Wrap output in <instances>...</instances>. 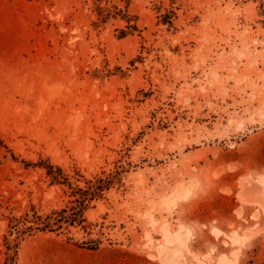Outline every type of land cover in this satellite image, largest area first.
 I'll return each instance as SVG.
<instances>
[{"label":"rangeland","instance_id":"374dc122","mask_svg":"<svg viewBox=\"0 0 264 264\" xmlns=\"http://www.w3.org/2000/svg\"><path fill=\"white\" fill-rule=\"evenodd\" d=\"M261 177L264 0H0V264H264Z\"/></svg>","mask_w":264,"mask_h":264},{"label":"trees","instance_id":"16d2710c","mask_svg":"<svg viewBox=\"0 0 264 264\" xmlns=\"http://www.w3.org/2000/svg\"><path fill=\"white\" fill-rule=\"evenodd\" d=\"M124 16L127 17V19L129 20V25H128L129 27L138 29V25L131 23V18L128 15H124ZM170 18L171 17L166 14L164 19L165 22L172 24L173 21ZM121 31L122 34H125L126 32L125 29L123 28H121ZM37 164L46 167L47 174L51 177L52 182H60V183L67 182L72 187L70 180L68 179V177H66L65 173L63 172V168L61 166L55 165L51 162L46 163V161L44 162L42 161L41 163H37ZM104 186L105 185H98L97 192L103 191ZM95 192L91 193V195L94 196ZM78 193H80V195L76 197L75 200L78 202V204L72 207L71 215H68L67 208H63L61 211L57 212L56 216L53 217V215H49L44 221L38 222L43 224L42 229H47V228L52 229L53 228L52 225L59 224L60 222H64V221L66 222L70 221L71 223L84 222L86 220V218L84 217V211L86 209V205L88 204V200H90L92 197H90L89 195L90 193L88 189H82L81 187H79V191H78L76 190V188H74L73 194L76 196ZM37 218H39V220L42 219L41 215H37ZM52 218L54 219V221H52Z\"/></svg>","mask_w":264,"mask_h":264},{"label":"bare ground","instance_id":"6f19581e","mask_svg":"<svg viewBox=\"0 0 264 264\" xmlns=\"http://www.w3.org/2000/svg\"><path fill=\"white\" fill-rule=\"evenodd\" d=\"M218 171V170H217ZM216 171V172H217ZM217 174H218V172H217ZM262 178V177H261ZM259 179V178H258ZM262 179H264V177L262 178ZM263 191V190H262ZM259 192V194H260V191H258ZM262 193V192H261ZM263 194V193H262ZM262 197V196H261ZM261 199H263V197L261 198ZM261 202H262V200H261ZM264 205V204H263ZM214 228V227H213ZM220 230V229H219ZM215 232V231H214ZM223 233V232H222ZM217 234H218V232H217ZM217 234H216V236H217ZM234 237H236V236H234ZM239 237V236H238ZM239 239V238H238Z\"/></svg>","mask_w":264,"mask_h":264}]
</instances>
